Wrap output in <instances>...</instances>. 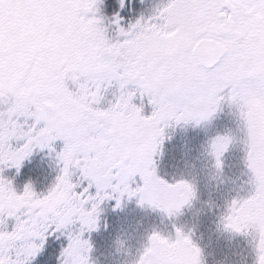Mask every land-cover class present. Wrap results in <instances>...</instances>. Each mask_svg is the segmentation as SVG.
I'll return each mask as SVG.
<instances>
[{"label":"snow or ice","instance_id":"snow-or-ice-1","mask_svg":"<svg viewBox=\"0 0 264 264\" xmlns=\"http://www.w3.org/2000/svg\"><path fill=\"white\" fill-rule=\"evenodd\" d=\"M80 6L91 9L95 50L77 82L51 86L55 109L22 88L15 94L0 89V166L19 169L34 148L55 151V141L64 144L57 153L62 174L47 194L31 185L18 194L0 176V264H33L50 238L68 241L60 264H89L92 249L84 235L95 229L100 204L115 193L138 195L141 204L172 216L191 185L169 184L156 174L165 129L209 116L224 97L244 126L251 185L247 199L232 202L224 224L251 235L256 264H264V175L256 172L239 99L264 96V71L230 76L254 42H264V0H166L128 26L125 13L134 0H81ZM213 50L218 58L209 63ZM232 143V137L222 141L218 161ZM177 239L190 248L191 264H201L199 249L179 230ZM148 252L139 264H167L172 254L158 235Z\"/></svg>","mask_w":264,"mask_h":264},{"label":"trees","instance_id":"trees-1","mask_svg":"<svg viewBox=\"0 0 264 264\" xmlns=\"http://www.w3.org/2000/svg\"><path fill=\"white\" fill-rule=\"evenodd\" d=\"M148 11L144 0L142 3L134 0V6L125 13V26L141 17H149ZM87 15L79 16L82 28L93 23ZM60 41L63 49L55 55L48 49V38V43L41 46L26 44L19 53L23 57H36L42 61L66 62L70 52L67 48L72 44ZM45 99L52 102L50 94ZM214 121V126H211L213 121L204 128L199 123L187 131L182 127L184 124L169 126L155 157L156 174L160 179L169 184L186 181L191 185L194 197L190 203L169 216L159 207H150L148 202L141 204L138 195L120 197L119 193L113 194V199L100 204L95 229L84 235L92 249L88 254L89 264H139L141 258H147L154 235L160 236L164 245L173 248L179 242L177 230L199 249L201 264H256L252 236L233 232L224 224L232 202L247 199L251 194L246 157L243 150L239 153L232 150L216 166L208 163L209 136L218 132L219 126L229 127L226 119L215 117ZM51 147L55 151L34 148L19 169L0 166V176L10 181L18 194H23L28 185L37 194H47L55 186L63 167L57 158V153L63 151V141H55ZM214 168L216 173H213ZM225 181L229 186L222 187ZM117 200L120 201L119 206ZM67 243L64 238H50L33 264H60Z\"/></svg>","mask_w":264,"mask_h":264},{"label":"rangeland","instance_id":"rangeland-1","mask_svg":"<svg viewBox=\"0 0 264 264\" xmlns=\"http://www.w3.org/2000/svg\"><path fill=\"white\" fill-rule=\"evenodd\" d=\"M144 2L147 3L149 16H151L157 5L166 2V0H144ZM80 5L81 0H0V89H3L6 94H15L17 89L22 88L24 94L42 96L44 107L55 109L54 100L51 103L47 102L44 94L47 93L51 96L54 91L51 86L57 81L61 83L65 80L78 81L80 75L85 74V69L95 50V31L93 29L95 21L81 27L79 16L89 13V9H83ZM47 38L49 43L46 42ZM61 39L68 41V45L72 44L70 49L67 48L70 52L66 62L42 61L36 57H23L19 53V50L26 44L41 46L48 43V49L52 55H55L60 53V49H63L60 46ZM236 99L233 97V101ZM239 99L243 100L244 114L249 124L251 154L255 157L256 172L258 176L264 175V137L263 132L256 128V124L260 122L264 114V102L243 97ZM215 117L228 120L229 127L219 126V131L209 136L208 163L216 166V163L222 162V158H226L227 152L230 153L232 150L237 153L243 150L246 157L243 143L245 139L244 126L238 117L237 110L229 103L227 97L219 100L215 111L209 116L199 120L193 118L187 123L179 124H184L182 127L186 131L199 123L203 124L202 128H204L212 121L211 126L216 125ZM175 124L173 122L170 127L172 128ZM228 137L233 138V143L229 149L220 152L221 160L218 161L216 153L220 150L222 141ZM216 172V168H214L213 173ZM226 185L229 186L225 181L222 187ZM192 197H194V193L192 194L190 191L182 206L186 203L189 204ZM150 207L154 206L151 204ZM165 213L167 212L164 211ZM166 247L172 252L166 257L167 264H191L193 254L190 248L182 246L180 241L173 248ZM150 255L149 252L147 257ZM200 262L202 263L201 259Z\"/></svg>","mask_w":264,"mask_h":264},{"label":"flooded vegetation","instance_id":"flooded-vegetation-1","mask_svg":"<svg viewBox=\"0 0 264 264\" xmlns=\"http://www.w3.org/2000/svg\"><path fill=\"white\" fill-rule=\"evenodd\" d=\"M217 47L220 48L221 52L224 50L223 45H217ZM213 54L217 55L215 51H213ZM261 71H264V42L256 41L249 51V54L243 57L242 63L237 69L230 73V76L253 77L258 75ZM247 98L257 101L263 100L264 102V96L260 95H252ZM256 128L263 132L264 137V114L260 122L256 124Z\"/></svg>","mask_w":264,"mask_h":264},{"label":"water","instance_id":"water-1","mask_svg":"<svg viewBox=\"0 0 264 264\" xmlns=\"http://www.w3.org/2000/svg\"><path fill=\"white\" fill-rule=\"evenodd\" d=\"M213 51H211V52L208 53V62L209 63H214L215 62V59L218 58L217 55L213 54Z\"/></svg>","mask_w":264,"mask_h":264}]
</instances>
